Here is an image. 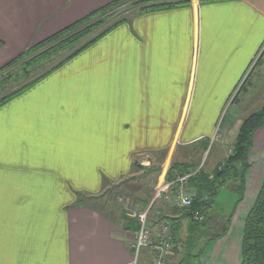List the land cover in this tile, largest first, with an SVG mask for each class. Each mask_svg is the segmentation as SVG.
<instances>
[{"label": "crops", "instance_id": "1", "mask_svg": "<svg viewBox=\"0 0 264 264\" xmlns=\"http://www.w3.org/2000/svg\"><path fill=\"white\" fill-rule=\"evenodd\" d=\"M113 1L0 0V69ZM263 44L264 0H191L137 11L2 105L0 264H129L135 230L127 228L128 210L81 197L102 199L135 175L146 154L175 155L213 137L227 98ZM242 112L232 111L224 141L233 126L239 130ZM178 161L191 163L186 155ZM248 163L242 201L232 217H217L230 218L228 231L189 255L197 264H241L245 221L264 181V125ZM167 213L183 228L184 211ZM157 220L150 219L156 232ZM149 257L143 251V264Z\"/></svg>", "mask_w": 264, "mask_h": 264}, {"label": "trees", "instance_id": "2", "mask_svg": "<svg viewBox=\"0 0 264 264\" xmlns=\"http://www.w3.org/2000/svg\"><path fill=\"white\" fill-rule=\"evenodd\" d=\"M125 1L130 0H116L93 11L50 37L33 43L16 58L3 65L0 69V107L96 43L118 25L125 23L128 17L121 15L107 19V16ZM190 1L143 0L137 1V4H143L141 11L146 12L185 6ZM16 83L18 86L11 91L10 89ZM263 125L264 105L242 120L231 152L212 173L206 172L203 166L199 168L188 162L172 161L166 174L168 180L174 181L180 175L195 172L188 180V185L195 192V197L192 205L184 209L182 216L189 219V227L191 222L194 223L191 227L197 232H206L210 229L215 232V235L207 240L205 246L211 241L221 238L228 231L230 218L226 219V222L219 218H217L218 221L215 219V198L223 187L229 186L233 191H239L241 194L236 205L242 201L245 191V176L250 168L249 152L253 146L255 132ZM199 142L202 143L204 149H209V139L204 138ZM149 199L150 196L146 198L145 203ZM232 213L229 217H232ZM213 223L216 224L212 225ZM179 224L180 222L175 225L176 236L181 229ZM127 228L136 230L138 223L129 219ZM204 247L200 249L201 251L199 250V253L203 251ZM241 264H264V181L245 221Z\"/></svg>", "mask_w": 264, "mask_h": 264}, {"label": "rangeland", "instance_id": "3", "mask_svg": "<svg viewBox=\"0 0 264 264\" xmlns=\"http://www.w3.org/2000/svg\"><path fill=\"white\" fill-rule=\"evenodd\" d=\"M137 1L143 0H130L125 1L120 7L111 12L107 16V19H112L118 15L130 17L132 14L137 11H141L143 4H137ZM194 1V0H193ZM201 1V0H195ZM22 84V82H21ZM18 86L13 85L11 91ZM264 105V44L251 62L247 72L245 73L241 83L236 86L233 93L230 97L227 98V103L224 105V111L220 113L219 123L217 125V131L214 136L217 135L218 138L212 140V135L209 136V149H204L202 143L197 142L188 147H179L177 153L174 155V152L170 153L167 151L159 152L156 154H146L145 158L140 157L137 161L135 167V175L125 179L123 182L110 187L109 190H106L102 196V199H86L85 196L81 197L83 203L91 204L93 206L102 208L104 206L105 200L108 203L114 205H124L126 204L127 210H131L133 207L141 208L143 202L146 201L147 197H151L155 186L158 181L163 177L165 178L166 169H169L172 165V161H178L184 159V155L188 157V160L193 164L194 167L201 168L203 166L206 172H209L212 165L216 162L223 161L226 159V155L231 152V141L236 139L238 132V126H233V134H230V137L227 136V140L224 141L223 131L229 120L232 116V111L234 109H242L243 116L239 121V125L242 120L251 114L252 112L259 110ZM197 109V104H194L193 111ZM193 116V115H192ZM232 139V140H231ZM222 146V147H221ZM219 148V149H218ZM207 150V152H205ZM221 155V156H220ZM144 158V159H143ZM146 161L145 165H142V161ZM241 196L239 191H233L229 186L223 187L220 193L215 198L214 202V216L217 220V217L223 218L230 216L233 210L235 209V204L237 199ZM109 211V208H107ZM174 211V210H171ZM170 211V216L173 219L174 213ZM184 211V210H178ZM176 212V211H174ZM179 213V212H177ZM167 210L158 214H151V217L158 219V225L167 219L166 216ZM167 217V218H166ZM170 218V217H169ZM131 220H133L131 218ZM174 220V219H173ZM218 221V220H217ZM183 228L179 230L177 237V245L175 246L173 254H175L174 264H197V261L190 260L189 255H193L199 252V250L204 247L207 240L215 235V232H212L211 229L202 232H197L192 226L193 222L190 223V227L187 229L185 226L188 225L189 219L186 217L181 218ZM226 222V221H225ZM216 223H213L214 225ZM213 229V228H212ZM170 260V259H169Z\"/></svg>", "mask_w": 264, "mask_h": 264}, {"label": "built area", "instance_id": "4", "mask_svg": "<svg viewBox=\"0 0 264 264\" xmlns=\"http://www.w3.org/2000/svg\"><path fill=\"white\" fill-rule=\"evenodd\" d=\"M195 1V0H194ZM217 137L214 136L212 140ZM157 182L149 202L141 209L133 207L128 210L130 218L138 223L134 232L133 259L129 264H143L142 253L148 250L150 257L145 264H169L176 242L173 228L174 221L165 219L156 232L151 226V214L158 216L169 208L184 210L192 205L195 192L189 187L188 180L195 174L188 173L178 176L174 181L168 180L166 174ZM127 209L126 204L122 205Z\"/></svg>", "mask_w": 264, "mask_h": 264}]
</instances>
